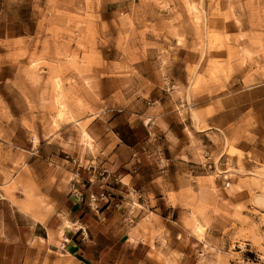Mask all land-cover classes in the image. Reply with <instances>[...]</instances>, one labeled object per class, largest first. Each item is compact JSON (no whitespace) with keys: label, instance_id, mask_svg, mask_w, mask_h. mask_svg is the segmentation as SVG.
<instances>
[{"label":"rangeland","instance_id":"374dc122","mask_svg":"<svg viewBox=\"0 0 264 264\" xmlns=\"http://www.w3.org/2000/svg\"><path fill=\"white\" fill-rule=\"evenodd\" d=\"M134 63L164 102L225 95L232 112L212 119L241 113V138L264 135V0H0V212L10 215L11 201L49 213L55 193L89 177L82 165L89 160L73 156L97 150L86 129L91 116L94 132L130 135L121 107L137 103L116 92ZM161 75L175 80L171 94L157 83ZM250 105L259 114L244 116ZM136 131L147 133L142 123ZM225 148L235 150L227 134ZM214 168L210 183L239 224L228 247H208L194 264H264V161L240 164L237 174ZM225 174L232 181L221 191L213 178ZM190 207L184 223L201 236L209 206ZM150 256L172 264L159 252Z\"/></svg>","mask_w":264,"mask_h":264},{"label":"crops","instance_id":"0c3cea01","mask_svg":"<svg viewBox=\"0 0 264 264\" xmlns=\"http://www.w3.org/2000/svg\"><path fill=\"white\" fill-rule=\"evenodd\" d=\"M167 77L161 75L162 82L157 83L171 94L176 82ZM109 78L113 75L106 76V81ZM123 79L126 82L116 94L137 103L133 108L121 107L130 115L127 125L137 135L136 128L142 123L147 133L130 140V135L119 129L129 138L124 141L117 130L94 132L90 125L95 116H91L86 129L97 150L73 156L80 154L89 160L79 162L87 167L89 177L55 193L49 213H33L9 200L11 214L0 212V264H161L150 256L157 252L172 264H194L200 251L213 245L226 248L234 239L232 224L238 226L239 219L213 189L208 176L214 167L224 172L236 169L232 173L237 174L240 164L248 168L264 161V135L241 138V113L225 120L212 119L232 112V106L225 104V95L212 100L209 94L201 93L198 95H206L201 103L192 96L181 102H164L162 94L152 95L156 83L147 86L148 75L135 63ZM106 93L113 95L115 91ZM250 107L244 116L259 114ZM132 116L140 120L132 122ZM226 134L235 149L231 153L225 148ZM28 138L32 142L31 135ZM104 173L102 178L97 176ZM225 180L231 183L232 178L215 176L213 184L224 191L228 187ZM102 190L109 192L108 201L98 199L94 207L90 195ZM191 204L209 206L203 213L207 223L201 236L184 223L191 215ZM246 205L250 204L246 201ZM196 216L202 223V216Z\"/></svg>","mask_w":264,"mask_h":264},{"label":"built area","instance_id":"2783aa9c","mask_svg":"<svg viewBox=\"0 0 264 264\" xmlns=\"http://www.w3.org/2000/svg\"><path fill=\"white\" fill-rule=\"evenodd\" d=\"M75 193L78 194L79 196H81V192H75ZM108 195H109L108 191L102 190L97 195L96 194L90 195V200H91V202H93L94 207H97L98 199H104V201L107 202L108 201Z\"/></svg>","mask_w":264,"mask_h":264},{"label":"trees","instance_id":"16d2710c","mask_svg":"<svg viewBox=\"0 0 264 264\" xmlns=\"http://www.w3.org/2000/svg\"><path fill=\"white\" fill-rule=\"evenodd\" d=\"M116 130L119 132V134H121L120 137H121L124 141H128V140H129V138H128L127 136L123 135L122 132H121L119 129H116ZM129 130H130V131H129V132H130V140H133V138L135 139L137 135H133V134H132V132H133V129H132V128L129 127Z\"/></svg>","mask_w":264,"mask_h":264},{"label":"bare ground","instance_id":"6f19581e","mask_svg":"<svg viewBox=\"0 0 264 264\" xmlns=\"http://www.w3.org/2000/svg\"><path fill=\"white\" fill-rule=\"evenodd\" d=\"M58 99V98H57ZM84 135L86 136L87 134L86 133H84ZM86 139V138H85Z\"/></svg>","mask_w":264,"mask_h":264}]
</instances>
